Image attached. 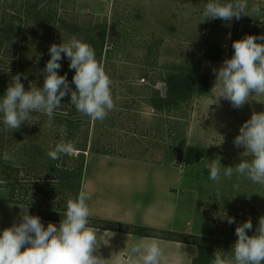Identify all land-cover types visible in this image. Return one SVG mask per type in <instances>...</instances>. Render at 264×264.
<instances>
[{
    "label": "rangeland",
    "instance_id": "1",
    "mask_svg": "<svg viewBox=\"0 0 264 264\" xmlns=\"http://www.w3.org/2000/svg\"><path fill=\"white\" fill-rule=\"evenodd\" d=\"M46 1L44 17L51 12L53 19L49 21H58L50 28L45 21L42 22L44 31H38L37 26L31 29V37L39 42L35 49L48 51L51 44L67 42L73 35L84 41L87 37L97 41L105 37L102 55L96 58L99 62L101 60L112 81L111 90L116 106L110 113L116 116L122 114L126 119L130 115L136 116L125 120L123 126L107 127L113 133V141L104 134H97V138H93L98 140L100 148L109 144L116 151L111 154H87L83 187L87 179H94L99 174V164L105 166L106 160H137L168 169L176 168L175 237L193 242L190 245L197 250L193 264L196 257V264H203L209 259L212 264L217 250L230 254L237 239L236 226L251 218L253 229L248 234L252 235L259 217L264 215V186L245 178L238 179L236 175L231 180L222 178V183L216 184L209 179L205 165L216 157H220L222 169L223 166H235L241 160L251 159L249 154L243 153L245 150L242 147L234 146L233 140L239 134L240 126L250 119L253 112L264 111V96H254L240 109H234L223 98L219 106L212 104L219 89V85L213 88L216 79L213 70L218 69L224 59L231 58L233 41L246 35L264 34V21H261L264 17L242 16L240 20L233 18L230 22L220 19L202 21V12L208 0ZM252 3H259L264 8V0H249L250 6ZM3 4L4 0H0V34L5 31L1 24ZM60 18L68 20L66 29H60ZM32 21L35 22L34 18ZM74 24L78 29L73 28ZM104 24L106 28L96 29ZM7 31H11V28H6ZM64 60L69 61L67 58ZM12 62L13 59L4 55L2 50L0 89L5 91L8 86L1 79L19 71V64L11 65ZM169 81H182L184 88L170 111L157 112L147 101L154 95V90L164 96L162 87ZM24 87L27 91V86ZM39 114L34 113L35 121L39 122ZM57 114H60V108L54 116ZM38 122L28 128H35ZM40 128L45 136V146L51 149L60 142V126L53 120L45 121ZM17 131L6 132L0 124V136L8 140L1 143L0 148L4 147L12 155L19 149L18 140H15ZM133 131L138 135L142 133V139L140 134L138 141L134 142V146L139 148L137 150L129 146L133 141L124 142L123 137H119ZM13 161L18 163L19 159L15 157ZM39 163L44 164L45 168L44 158ZM104 166L102 169L108 168ZM44 175L42 173L40 176ZM22 176H26L25 173ZM151 178L153 181L156 179L155 176ZM5 184L0 183V232L15 222L14 219L21 212L18 205L26 207L16 200L11 201L12 191ZM17 188V197H20L24 190L21 186ZM87 190H90L89 187ZM154 191L160 194V191ZM147 195L150 197V194ZM162 196H165L163 191ZM56 197L45 201L44 206L50 210H60L62 198ZM123 198L122 202L127 203L130 197L125 195ZM226 217H234L235 223L228 224ZM190 245L186 246L189 248Z\"/></svg>",
    "mask_w": 264,
    "mask_h": 264
},
{
    "label": "clouds",
    "instance_id": "2",
    "mask_svg": "<svg viewBox=\"0 0 264 264\" xmlns=\"http://www.w3.org/2000/svg\"><path fill=\"white\" fill-rule=\"evenodd\" d=\"M202 15V21L230 22L242 16L264 17V8L259 3L250 6L249 0H208ZM232 48L231 58L224 59L220 67L213 70L216 77L213 88L219 85V89L212 104L219 106L223 98L234 109H240L254 96H264V34L246 35L233 41ZM49 53L50 59L41 72L44 76L42 87L30 86L26 91L21 77L27 79V75L12 76L5 94L0 97V124L4 131L11 133L23 124L37 123L33 113L46 115L51 122L55 111L61 107L62 98L69 93L70 104L93 122H103L115 108L112 81L90 44L73 35L67 42L53 43ZM63 58H67L69 68L75 70L72 80L75 90L70 87L67 74H58ZM233 144L242 147L243 153L249 154L251 159L222 169L220 157H216L205 165L209 179L221 184L222 178L231 180L236 175L238 179L245 178L264 186V111L252 113L240 126ZM77 151L74 143L61 141L47 152V156L59 160ZM14 159L12 154L4 152L5 162ZM91 200L92 193L82 186L75 198L67 200L64 218L59 224L49 222L47 227L39 216L29 213L28 206L18 205L21 209L19 222L0 232V264H104L105 259L98 252L101 241L98 229L90 224ZM226 219L230 225L235 223L234 217ZM252 229L251 218L238 224L235 228L237 239L230 254L217 250L212 264H264V215L259 217L255 232L249 235ZM127 257L129 264H161L165 249L156 237L142 239L128 247Z\"/></svg>",
    "mask_w": 264,
    "mask_h": 264
},
{
    "label": "trees",
    "instance_id": "3",
    "mask_svg": "<svg viewBox=\"0 0 264 264\" xmlns=\"http://www.w3.org/2000/svg\"><path fill=\"white\" fill-rule=\"evenodd\" d=\"M46 3V0H4L2 8L1 24L3 26V31H5L0 34V53L3 50L4 55L13 59L14 62L10 63L11 65H16V63L19 64V71L17 73L27 75V79H24L23 76L21 77V82L27 86L28 90L30 86H43L44 76L41 72L45 68L46 62L50 59L49 50L43 51L41 49H35V45L39 42H36V38L31 37V29H36L37 26L38 31H44L45 27L42 22H46L47 27L50 28L58 21H49L53 19L51 12L44 17L43 13L46 10ZM34 14L36 16H33ZM32 18H34L35 22L32 21ZM67 25L68 20L60 18V29H66ZM73 26L74 29H78L76 24ZM104 27L106 28V24H104L103 27H96V29ZM6 28H11V31L6 32ZM73 28H71V30ZM28 31L30 33H28ZM85 41L95 49L96 57L100 58L102 55V48H104L105 37H103L101 41H97L93 37H87ZM64 59L66 58L60 61V75L67 74L69 85L75 90V85L72 82L75 70L70 69L69 61L66 62ZM210 59L212 58L210 57ZM17 73L14 71L12 74H7L5 78L1 79L2 82L8 86L12 76ZM166 87L167 92L164 96L161 95V92L158 93L157 90H154V95L147 101L157 112H163L165 109L170 111L171 105L178 102L177 96L181 94L184 88L182 81L166 82ZM0 92V95L5 94L3 88L0 89ZM130 100L134 103L136 102L133 98H130ZM61 103L60 114L53 117V122H55L57 126H60V142L74 143L78 150L75 154L72 156H61L59 160H52L47 156V152L50 148L45 146V136L43 137L40 127L48 118L43 114H39L40 120L35 128H28L29 125L23 124L27 125V127L24 128V126L21 125L22 127L17 131L15 140H18V145L22 144V147H19L16 154H13V156L19 159L18 163H14V161L5 162L3 160V154L6 152V149L4 147L0 148V180L4 181L6 187H9L12 191L11 201L13 202L16 200L23 203L24 206H29V213L31 215L39 216L41 219L59 222L64 218L67 200L70 197L75 198L83 186V179L86 174L87 154L90 152L111 154L116 151V149L112 148L113 146L110 147L109 144H105L100 148L97 145L98 140L93 138H97V134L100 136L104 134L108 139H112L113 141V133L108 129L112 127V125L121 124V126H123L125 120L129 121V119L131 120L136 117L130 115L127 116L128 119H126V116L122 114L116 116V114L112 115L110 113L103 122H93L78 113L75 107L70 104V93L62 98ZM32 115H34V113ZM140 134L142 139V133L139 132V135ZM155 134H157V132H155ZM121 135L122 134H120L119 137H123L122 139L124 142L133 141L132 145H129L133 146V150L139 149L134 146V142L139 139V135L135 131H133L132 134L127 133L126 135ZM5 141L8 142V140H5L4 136H0V145ZM185 151H187V149ZM43 158L46 163L45 168L44 164L39 163ZM28 159H30V161ZM24 173L26 176H22ZM42 173L45 174L43 177L40 176ZM19 186L23 187L24 193L19 194L21 196L17 197L18 194L16 191H18L17 187ZM56 195H58V197L60 196V199L62 198L60 201V210H50L49 207H45L44 202L51 201L54 197L57 198ZM89 219L93 227L119 230L193 244V242L175 237L176 235L172 231L158 230L134 224H124L99 218L90 217ZM196 259L197 257L194 259V264L197 262ZM210 262L211 260L209 259L203 264H210Z\"/></svg>",
    "mask_w": 264,
    "mask_h": 264
},
{
    "label": "crops",
    "instance_id": "4",
    "mask_svg": "<svg viewBox=\"0 0 264 264\" xmlns=\"http://www.w3.org/2000/svg\"><path fill=\"white\" fill-rule=\"evenodd\" d=\"M103 166L99 164L101 169L98 170L99 174L94 179H87L84 184L92 193V200L89 201L90 217L176 232L177 198L174 192L177 185L176 168L168 169L149 162L126 159L106 160L104 167L108 168L102 169ZM152 176L156 177L155 181L152 180ZM154 190L160 191V194ZM162 191L165 193L164 198ZM147 194H150V197ZM125 195L130 197L127 203L122 202ZM145 196L146 200H140ZM19 216L18 213L14 219L17 223ZM41 221L45 227L49 222L59 224V221L45 219ZM96 228L98 238L101 240L98 252L105 259L104 264H129L128 247L142 239L153 238L119 230ZM158 239L165 249V258L161 264H193L197 250H194L190 243ZM186 245H190L189 248Z\"/></svg>",
    "mask_w": 264,
    "mask_h": 264
},
{
    "label": "water",
    "instance_id": "5",
    "mask_svg": "<svg viewBox=\"0 0 264 264\" xmlns=\"http://www.w3.org/2000/svg\"><path fill=\"white\" fill-rule=\"evenodd\" d=\"M162 92H163L164 95L166 94V92H167V87L166 86L162 87Z\"/></svg>",
    "mask_w": 264,
    "mask_h": 264
}]
</instances>
